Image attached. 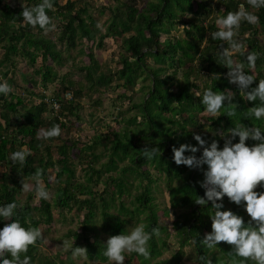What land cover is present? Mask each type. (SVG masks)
Listing matches in <instances>:
<instances>
[{
  "label": "trees",
  "instance_id": "trees-1",
  "mask_svg": "<svg viewBox=\"0 0 264 264\" xmlns=\"http://www.w3.org/2000/svg\"><path fill=\"white\" fill-rule=\"evenodd\" d=\"M24 1L23 6L16 7L5 0H0V48L3 50L0 65L13 63V57L22 54L34 66L36 58L40 56L41 64L34 73L40 76L43 91L47 84L57 79L56 70L46 62L51 60L53 63L61 64L62 52L75 47L78 39L93 42L98 34L97 45L101 47L105 38L122 36L121 66L114 73L100 70L91 47L87 53L89 64L84 66V71L94 90L108 87L114 77L119 80V86L125 89H131L139 77L151 81L146 98L139 104L143 120L138 128L130 133L112 129L104 136V139L111 141V158L104 171L117 172L115 176L108 177L115 183L119 196L126 192V179L130 175H135L141 181L146 179L148 182L135 196L137 205L133 210L121 203L117 208L118 213L111 212V205L103 195L94 191L88 184L72 181L74 170L69 166L66 144L56 146L58 153L56 160L51 156L46 158L51 146H44L42 132L57 124L60 127L64 125L61 118L75 111L76 106L73 105L75 97L71 95L66 101H63L62 97L48 100L40 94L38 102L28 105L22 96L11 92L8 95L0 94V165L5 169L0 175V204L16 201L17 215L13 219H19L25 227H40L53 222V208L59 209L60 213L65 209H71L73 205L86 209L81 230H72L69 236L75 238V245L87 248V258L90 260L108 261L103 254L105 244L94 234L96 229L93 221L97 212L96 199L99 197L102 203L101 228L109 236L125 232L127 220L122 218V213L131 216L144 213L142 223L146 225V231H152L154 227L159 229L160 234L158 236L154 234L149 242L151 256L145 258L141 254L131 252L124 264L179 262V255L187 245L194 248L193 260L196 264H204L199 257L210 260L211 264H241L244 258L234 255L231 252L232 245L228 242H218L215 249H208L201 243L205 234L212 230L210 214L214 211L211 201L205 205L195 202L197 195L203 196L205 193L200 182L205 178L207 164L196 168L177 164L173 159V147H179L181 143L194 144L199 149L195 155L200 156L204 146H199L194 133L200 134L208 144L213 140L218 141V146L222 148L225 137L220 133L228 135L227 129L234 127L238 121L247 127L258 126L264 129V120H258L249 114L250 108L259 104V100L251 101L243 97L238 86L229 81L228 66L220 63L221 48L229 47L228 43L214 39L211 35L219 28L216 19L229 11H238L240 7H245L259 16V22L256 24L242 21L236 39L244 46L245 53L243 55L236 53L232 57L234 62L245 64V71L256 75L257 79L250 86L255 87L259 80L264 79V44L257 37L258 27L264 29V8H253L248 0H145L140 7L135 5V0H126L116 6L105 31L101 32L91 15L88 14L84 18L85 8H75V0H66L64 4H61L60 0H53L52 8L46 11L51 18L48 28L51 27L53 18L58 19L60 23L59 32L54 40L41 34L48 28L33 26L22 16L24 7L38 5L41 0ZM180 24L183 26L182 35L173 34L171 30ZM162 36L164 40H161ZM248 52L259 53L254 68L247 66ZM147 57H151L154 64H150ZM177 73H181V76L177 77ZM202 74L207 76V81L199 88L191 81V77L196 78ZM217 74L219 78L214 80ZM174 84L176 88L172 90ZM69 87L63 86L62 89L68 92ZM208 88L217 92L231 90L234 93L232 102L237 105V110L235 116H228L226 113L232 106L225 105L219 116L207 115L209 124L205 131H201L203 127L197 120V114L206 111L201 101L203 92ZM73 94L80 96L81 92L77 90ZM54 102L58 104L56 110L59 113L46 120L43 115L49 106L54 110ZM227 103L226 100L225 104ZM133 121L136 122L135 117ZM99 139L100 136H96L95 142ZM238 140L237 136L233 143ZM258 142L251 138L245 141L249 146ZM25 147L31 150V155L27 157L23 166L9 160L11 152ZM151 147H158L160 154L149 159L143 152L145 148ZM189 154L192 153L186 150L185 155ZM127 159L128 162L123 166L118 165ZM143 166L152 167L164 175L170 208L186 209L172 222L178 250L170 260L156 261L166 246L163 234L168 231L166 226L160 224L158 211L151 202L150 186L155 183V179L148 170L142 169ZM50 169H56L54 182L57 183L52 202L40 199L39 205H32L35 190L28 191L22 201L19 196L24 190L23 183L29 180L34 183L38 170H43V181L50 188L48 181ZM100 172L101 170L98 171ZM92 177L90 175L88 181H92ZM256 190L264 191V187L258 185ZM223 205L224 208L241 215L246 224L251 220L243 204H236L227 195L223 198ZM167 212L168 207H165L164 214ZM7 222L9 221L0 220V227ZM89 234H93V240ZM43 242L44 238L35 245H30L27 253L23 255L31 257V264L62 263L58 262L56 256L41 254L40 247ZM67 255L70 258L71 251ZM246 264L256 262L249 259Z\"/></svg>",
  "mask_w": 264,
  "mask_h": 264
},
{
  "label": "rangeland",
  "instance_id": "rangeland-1",
  "mask_svg": "<svg viewBox=\"0 0 264 264\" xmlns=\"http://www.w3.org/2000/svg\"><path fill=\"white\" fill-rule=\"evenodd\" d=\"M12 6L20 7L25 4L24 0H5ZM66 0H60L61 4H64ZM76 9L85 8L86 14L91 15L96 21L97 28L104 32L108 25L111 15L116 6L126 0H75ZM137 7L143 6L145 0H135ZM253 10V8H252ZM59 20L53 18L50 28L44 30L41 34L56 39L57 32H59ZM182 25H178L176 29L171 30L175 35H182ZM36 31V30H35ZM128 35V34H125ZM124 35V36H125ZM98 37L93 42H87L85 39H78L75 47L68 51H63V62L61 64L53 63L48 60L46 63L51 64L57 72V79L47 84L44 89L40 84V76L34 73V70L40 66L41 57L36 58L34 66H32L28 59L24 56L13 57V63H5L0 65V80L7 81L12 86V92L23 97V101L30 105L36 103L40 99V94H43L48 100L56 97L66 101V98H70L72 95L75 97L73 105L76 106L75 111L72 114L64 115L61 120L64 123L61 126V134L56 137L43 138L44 146H51L49 155L54 160L58 158L56 146L60 144H66L68 149V162L69 166L74 170L73 182L84 183L90 185L94 191L103 195V197L111 205L110 211L118 213L117 208L121 203L126 207L133 210L137 205L135 196L139 194L143 185L148 181L146 179L139 180L135 175L127 177V190L122 195L116 192L117 188L108 176L116 175L117 172L109 171L105 172V165L108 164L111 158V141L104 139V136L112 131L118 132H132L138 128L141 124L143 117L140 113L139 104L146 98L147 91L151 84L149 79L139 77L131 89H125L119 86V80L114 77L111 84L108 87L94 90L91 88L88 76L84 71V66L89 64V58L87 53L89 48L99 63L100 70L107 73H114L120 65V42L122 36L115 38L107 37L103 40L104 44L98 47ZM257 37L261 43L264 44V29L258 27ZM164 40V37H161ZM239 42V41H238ZM3 50L0 48V58ZM150 64H154L151 57H147ZM156 66V65H154ZM6 73V75H4ZM163 76V74H162ZM181 73H177V77H180ZM199 88L203 87L207 81V76L202 74L196 78L191 77ZM63 86L68 89V92L63 91ZM176 86L172 87L175 90ZM80 91V96H77L76 91ZM9 98V97H8ZM56 109H49L44 113V118L50 120L53 116H56L59 111ZM210 115L207 111L199 112L197 114V120L202 124L201 131L207 129L209 121L206 116ZM135 117V121H133ZM191 128L190 126H188ZM195 130V128H193ZM214 132V131H213ZM212 132V133H213ZM219 132V131H218ZM100 136L101 139L95 142V137ZM92 146V147H90ZM46 153V152H44ZM128 159L124 162H119V166H123L127 163ZM143 170H148L151 177L155 179V183H152L151 196L152 204L158 211L160 216V224L167 227L168 233L163 234V238L166 240V246L162 249L161 256L156 258V261L170 260L178 250V243L175 237V231L172 228V222L176 217L185 212L186 209L182 208H170L169 195L165 187L164 175L157 172L155 169L149 166H143ZM4 167L0 165V175L4 171ZM101 170L100 173L98 171ZM56 169H50L48 175V181L50 184V198L48 201L53 200V191L57 183L54 182ZM92 175V181H88V177ZM29 184H34L32 180L27 181ZM28 190H23L19 198L24 201ZM86 197V196H83ZM89 197V196H88ZM39 200L36 192L31 200L32 205H39ZM97 212L94 217L93 226L96 229L95 236L105 244L109 235L101 228V215L100 208L102 206L99 197L96 199ZM168 207L167 214H164V208ZM86 209L79 208L78 205H73L71 209H65L62 213L57 208H53V222L48 225H41L40 228L43 232L44 242L40 247L42 255L56 256L60 264H110V261L90 260L86 258H73L63 247V241H71L69 232L72 230L80 231L82 228V220L84 219ZM144 213L140 215L128 213H122L121 216L127 220L125 224V232L130 231L137 224L142 223ZM91 240H93V234H89ZM179 262H170L169 264H196L193 260L194 248L191 245L183 247ZM216 252V250H215ZM125 261L129 258L130 253H125ZM124 261V262H125ZM115 264V262H113Z\"/></svg>",
  "mask_w": 264,
  "mask_h": 264
},
{
  "label": "clouds",
  "instance_id": "clouds-1",
  "mask_svg": "<svg viewBox=\"0 0 264 264\" xmlns=\"http://www.w3.org/2000/svg\"><path fill=\"white\" fill-rule=\"evenodd\" d=\"M248 2L253 8H264V0H248ZM52 6L53 0H41L38 5L24 7L22 16L33 26L48 28L51 18L46 10ZM245 20L250 24H256L259 22V16L245 7H240L238 11H229L216 19L219 28L211 35L214 39L228 43L229 47L221 48L220 63L228 66L229 81L238 86L243 97L251 101L259 100V104L250 108L249 114L254 115L258 120H264V79L259 80L255 87H250L257 79L256 75L245 71V64L234 62L232 58L236 53L242 55L245 53L244 46L236 39L241 23ZM258 57V52H248L247 66L254 68ZM218 78L219 74L214 80ZM12 90V86L7 81H0V94L8 95ZM233 95L231 90L217 92L208 88L202 94L201 103L207 113L215 117L221 114L220 110L225 105H231L226 114L235 116L237 105L232 102ZM226 100L227 104H225ZM61 131L60 125L57 124L43 131L42 136L56 137ZM227 134L220 133L225 137L224 146L221 148L218 146V141L213 140L208 144L200 134L194 133L199 146H204L202 154L195 155L199 150L197 145L181 143L179 147H173V159L177 164H184L190 168L207 164L205 178L200 182L205 193L203 196L197 195L195 202L205 205L211 201L214 211L210 214L212 230L205 234L201 243L208 249H215L218 242L225 241L232 245L231 252L234 255L244 258L241 264H246L249 259L256 264H264V191L256 190L258 185L264 187V129L258 126L247 127L238 121L234 127L227 129ZM237 136L238 142L233 143ZM249 138L259 142L249 146L245 143ZM186 150L192 154L185 155ZM143 154L151 159L160 154V149L145 148ZM29 155L31 150L25 147L11 152L9 160L23 166ZM42 177L43 170H38L34 184L23 183V189L35 190L38 198L46 200L50 198V191ZM225 195L236 204H243L251 217L247 224L241 215L224 208ZM17 207L16 201L0 204V220L9 221L0 227V264H31V257L23 254L27 253L30 245H35L43 238L40 227H25L19 219H13L17 215ZM154 234L157 236L160 234L158 228L154 227L152 231H146V225L139 223L128 232L109 236L103 254L110 264L113 262L124 264L125 253L131 252L149 258L151 256L149 242ZM74 239L63 241L64 250L71 251L73 258H86L87 248L75 245ZM194 242L196 243L195 240ZM199 259L204 261V264L205 261L211 264V261L204 257Z\"/></svg>",
  "mask_w": 264,
  "mask_h": 264
},
{
  "label": "built area",
  "instance_id": "built-area-1",
  "mask_svg": "<svg viewBox=\"0 0 264 264\" xmlns=\"http://www.w3.org/2000/svg\"><path fill=\"white\" fill-rule=\"evenodd\" d=\"M53 107L54 109H57L58 108V104L56 102L53 103Z\"/></svg>",
  "mask_w": 264,
  "mask_h": 264
}]
</instances>
